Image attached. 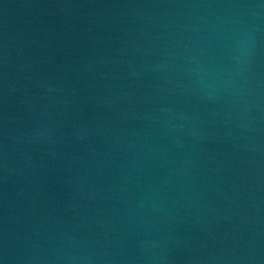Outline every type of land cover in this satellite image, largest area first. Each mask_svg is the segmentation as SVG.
Listing matches in <instances>:
<instances>
[{
	"label": "water",
	"instance_id": "obj_1",
	"mask_svg": "<svg viewBox=\"0 0 264 264\" xmlns=\"http://www.w3.org/2000/svg\"><path fill=\"white\" fill-rule=\"evenodd\" d=\"M0 264H264V0H0Z\"/></svg>",
	"mask_w": 264,
	"mask_h": 264
}]
</instances>
